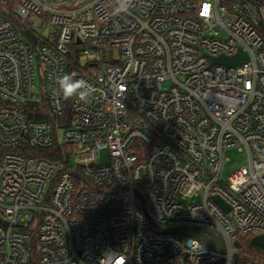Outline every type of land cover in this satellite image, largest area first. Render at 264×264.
<instances>
[{
	"label": "built area",
	"instance_id": "obj_1",
	"mask_svg": "<svg viewBox=\"0 0 264 264\" xmlns=\"http://www.w3.org/2000/svg\"><path fill=\"white\" fill-rule=\"evenodd\" d=\"M117 9L0 0V264H257L234 254L264 231V0ZM240 48V65L211 64ZM63 74L86 101L63 98ZM56 142L63 162L41 153ZM232 147L249 161L224 176Z\"/></svg>",
	"mask_w": 264,
	"mask_h": 264
},
{
	"label": "water",
	"instance_id": "obj_2",
	"mask_svg": "<svg viewBox=\"0 0 264 264\" xmlns=\"http://www.w3.org/2000/svg\"><path fill=\"white\" fill-rule=\"evenodd\" d=\"M246 59H248L247 53L240 48L238 53H236L233 56L219 55L216 57H212L211 64L219 63L225 65H240ZM215 200L218 203H220L222 206H224L226 210L229 209L221 198L215 197ZM146 213L148 215L149 222L155 225V229L158 232H167V233H176V234L194 236L203 240L211 247L216 248L220 251H223L225 249L224 238L222 234L216 229L206 228L202 226H189V225L162 227L155 222L154 218L147 210ZM208 233H210L211 235H209ZM223 262H224V258H220L217 261H214L210 264H222Z\"/></svg>",
	"mask_w": 264,
	"mask_h": 264
},
{
	"label": "trees",
	"instance_id": "obj_3",
	"mask_svg": "<svg viewBox=\"0 0 264 264\" xmlns=\"http://www.w3.org/2000/svg\"><path fill=\"white\" fill-rule=\"evenodd\" d=\"M41 153L54 160L68 158L65 147L60 142H56L50 148L41 149ZM65 162V161H64ZM67 165L64 166L66 168ZM235 261H250L257 264H264V231H251L244 235H239L235 240Z\"/></svg>",
	"mask_w": 264,
	"mask_h": 264
},
{
	"label": "clouds",
	"instance_id": "obj_4",
	"mask_svg": "<svg viewBox=\"0 0 264 264\" xmlns=\"http://www.w3.org/2000/svg\"><path fill=\"white\" fill-rule=\"evenodd\" d=\"M131 0H117L118 11L127 12ZM59 85V93L65 100L76 97L78 100L86 101L91 95L92 86L83 79H74L71 74H63L56 78Z\"/></svg>",
	"mask_w": 264,
	"mask_h": 264
},
{
	"label": "rangeland",
	"instance_id": "obj_5",
	"mask_svg": "<svg viewBox=\"0 0 264 264\" xmlns=\"http://www.w3.org/2000/svg\"><path fill=\"white\" fill-rule=\"evenodd\" d=\"M103 157H107V152L103 150ZM224 176L231 174L234 170L248 164L249 158L246 148L232 147L225 150ZM196 199V198H195Z\"/></svg>",
	"mask_w": 264,
	"mask_h": 264
},
{
	"label": "snow or ice",
	"instance_id": "obj_6",
	"mask_svg": "<svg viewBox=\"0 0 264 264\" xmlns=\"http://www.w3.org/2000/svg\"><path fill=\"white\" fill-rule=\"evenodd\" d=\"M204 14H207V9H205V13Z\"/></svg>",
	"mask_w": 264,
	"mask_h": 264
}]
</instances>
